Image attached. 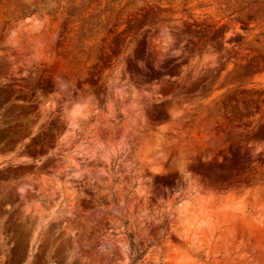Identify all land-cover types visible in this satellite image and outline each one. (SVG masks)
Listing matches in <instances>:
<instances>
[{
    "label": "rangeland",
    "instance_id": "1",
    "mask_svg": "<svg viewBox=\"0 0 264 264\" xmlns=\"http://www.w3.org/2000/svg\"><path fill=\"white\" fill-rule=\"evenodd\" d=\"M0 1V264H264V0Z\"/></svg>",
    "mask_w": 264,
    "mask_h": 264
},
{
    "label": "trees",
    "instance_id": "2",
    "mask_svg": "<svg viewBox=\"0 0 264 264\" xmlns=\"http://www.w3.org/2000/svg\"><path fill=\"white\" fill-rule=\"evenodd\" d=\"M8 1L9 3H12L14 5V8L11 10V14H18L19 17H27L42 12L56 16L61 10V8H63L61 14L62 15L65 14L69 22H75L77 18H80L82 20V14L81 12H79L80 9L72 6L62 7L60 3L57 7H53L51 6L50 0H41V1L36 0L31 3L25 2L23 0H8ZM1 4L3 3L1 2ZM99 25L102 28L106 26V24H104L103 22H100ZM130 238L133 240L132 236H130ZM132 246L134 250L137 251V256L135 257V260L133 262V264H136V262L142 259L144 253H140L138 249H136L137 247L133 241H132Z\"/></svg>",
    "mask_w": 264,
    "mask_h": 264
}]
</instances>
